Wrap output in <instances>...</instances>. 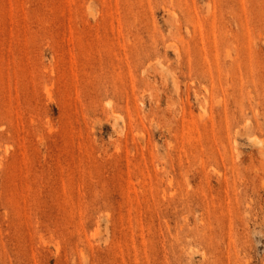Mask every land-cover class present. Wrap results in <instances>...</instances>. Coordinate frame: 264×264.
I'll use <instances>...</instances> for the list:
<instances>
[{
	"label": "rangeland",
	"instance_id": "obj_1",
	"mask_svg": "<svg viewBox=\"0 0 264 264\" xmlns=\"http://www.w3.org/2000/svg\"><path fill=\"white\" fill-rule=\"evenodd\" d=\"M0 264H264V0H0Z\"/></svg>",
	"mask_w": 264,
	"mask_h": 264
}]
</instances>
